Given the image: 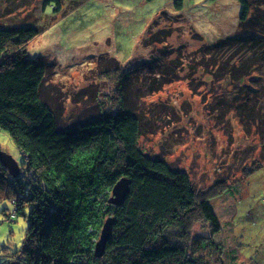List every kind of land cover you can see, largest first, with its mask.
<instances>
[{
  "label": "rangeland",
  "instance_id": "rangeland-1",
  "mask_svg": "<svg viewBox=\"0 0 264 264\" xmlns=\"http://www.w3.org/2000/svg\"><path fill=\"white\" fill-rule=\"evenodd\" d=\"M43 1L0 0V25L43 29L27 44L28 57L47 66L41 93L59 122L76 125L100 110L114 111L123 95L143 124V149L186 172L201 191L228 187L210 201L227 264H264V56L244 55L256 64L240 81L226 75L228 68L217 72L194 61L201 45L241 30L239 2L187 0L179 14L171 0H61L58 13ZM232 52L220 51L216 61L240 66L241 55ZM151 61L172 72V82L159 85ZM254 109L262 113L263 136L251 120ZM0 150L22 164V153L3 131ZM12 196L2 182L0 264L20 249L27 225L14 214ZM193 231L211 234L201 222Z\"/></svg>",
  "mask_w": 264,
  "mask_h": 264
},
{
  "label": "trees",
  "instance_id": "trees-1",
  "mask_svg": "<svg viewBox=\"0 0 264 264\" xmlns=\"http://www.w3.org/2000/svg\"><path fill=\"white\" fill-rule=\"evenodd\" d=\"M171 1L179 14L187 2ZM237 1L241 30L201 45L194 61L219 68L217 72L228 68L226 75L240 81L256 64L244 55L256 51L264 56V0ZM42 4L53 6L54 13L61 10V0ZM42 31L31 23L0 25V131L22 153L24 166L12 178L0 164V184L12 190L13 212L27 222L21 247L8 256L7 264H227L225 247L215 239L221 226L210 201L228 187L201 191L186 172L143 149V124L124 105L123 95L114 111L100 110L97 117L76 125L60 123L41 93L47 66L28 57L27 44ZM233 49L241 55L240 60L235 57L240 66L216 61L220 51ZM148 66L159 76V85L174 79L153 61ZM244 111L249 116V108ZM254 114L251 120L258 126L262 113L254 109ZM121 179L128 182V193L115 205L109 199ZM107 219H112V234L96 257L95 245ZM198 222L211 234L194 235Z\"/></svg>",
  "mask_w": 264,
  "mask_h": 264
},
{
  "label": "water",
  "instance_id": "water-1",
  "mask_svg": "<svg viewBox=\"0 0 264 264\" xmlns=\"http://www.w3.org/2000/svg\"><path fill=\"white\" fill-rule=\"evenodd\" d=\"M0 164L8 172L9 176L15 178L20 175V165L13 159V157L2 150H0ZM128 193V182L124 179L118 181L112 189L111 198L109 202L119 205L123 202ZM112 234V219H107L100 232L99 240L96 242L94 254L100 257L105 249L106 242Z\"/></svg>",
  "mask_w": 264,
  "mask_h": 264
}]
</instances>
